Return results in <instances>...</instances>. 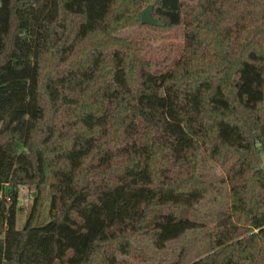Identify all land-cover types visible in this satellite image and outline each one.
<instances>
[{
    "label": "trees",
    "instance_id": "16d2710c",
    "mask_svg": "<svg viewBox=\"0 0 264 264\" xmlns=\"http://www.w3.org/2000/svg\"><path fill=\"white\" fill-rule=\"evenodd\" d=\"M147 3L0 0V264H158L223 195L209 165L228 207L189 264H264V0Z\"/></svg>",
    "mask_w": 264,
    "mask_h": 264
},
{
    "label": "rangeland",
    "instance_id": "374dc122",
    "mask_svg": "<svg viewBox=\"0 0 264 264\" xmlns=\"http://www.w3.org/2000/svg\"><path fill=\"white\" fill-rule=\"evenodd\" d=\"M147 5V4H146ZM145 5V6H146ZM144 6V7H145ZM143 7V8H144ZM183 48L182 35L178 34L170 37H158L150 40V48L148 54L160 62L169 64L173 59L177 58ZM201 173L203 176L211 181L219 182L223 189L222 196L210 195L205 198L199 205L191 210V217L202 226L188 231L179 239L169 244L166 251L157 252V257L163 261L158 264H170L171 261L177 259V254L181 253L182 263L189 264L204 255L210 248V242L204 238V231L207 227L215 223V215L218 211L224 210L228 207L226 192L228 190L227 184L221 182L223 176L221 172L211 165L202 167ZM31 193H34L31 188L21 186L19 189V210L17 212L16 226L22 227L25 218L32 205ZM48 203L46 204V210ZM43 220L48 219L47 211L43 215ZM147 251H152L151 245L147 238H140L136 241Z\"/></svg>",
    "mask_w": 264,
    "mask_h": 264
},
{
    "label": "water",
    "instance_id": "95a60500",
    "mask_svg": "<svg viewBox=\"0 0 264 264\" xmlns=\"http://www.w3.org/2000/svg\"><path fill=\"white\" fill-rule=\"evenodd\" d=\"M154 3H155V0H148L147 5L144 8H142V10L140 11L141 23L150 24L154 26H162L164 24V21L152 15ZM256 144L259 145V142L256 141ZM263 165H264V162H263ZM34 194L35 192L33 193V195Z\"/></svg>",
    "mask_w": 264,
    "mask_h": 264
},
{
    "label": "built area",
    "instance_id": "2783aa9c",
    "mask_svg": "<svg viewBox=\"0 0 264 264\" xmlns=\"http://www.w3.org/2000/svg\"><path fill=\"white\" fill-rule=\"evenodd\" d=\"M1 195V194H0Z\"/></svg>",
    "mask_w": 264,
    "mask_h": 264
}]
</instances>
